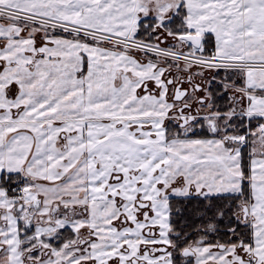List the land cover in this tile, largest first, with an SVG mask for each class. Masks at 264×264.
Returning a JSON list of instances; mask_svg holds the SVG:
<instances>
[{
  "label": "snow or ice",
  "instance_id": "1",
  "mask_svg": "<svg viewBox=\"0 0 264 264\" xmlns=\"http://www.w3.org/2000/svg\"><path fill=\"white\" fill-rule=\"evenodd\" d=\"M0 264H264V0H0Z\"/></svg>",
  "mask_w": 264,
  "mask_h": 264
}]
</instances>
